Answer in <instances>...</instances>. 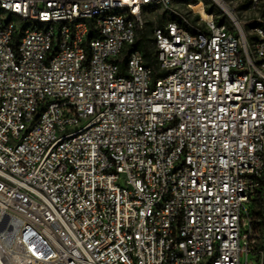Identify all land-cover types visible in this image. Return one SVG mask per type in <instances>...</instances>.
<instances>
[{
	"label": "built area",
	"instance_id": "2783aa9c",
	"mask_svg": "<svg viewBox=\"0 0 264 264\" xmlns=\"http://www.w3.org/2000/svg\"><path fill=\"white\" fill-rule=\"evenodd\" d=\"M243 255L264 264V0H0V264Z\"/></svg>",
	"mask_w": 264,
	"mask_h": 264
},
{
	"label": "trees",
	"instance_id": "16d2710c",
	"mask_svg": "<svg viewBox=\"0 0 264 264\" xmlns=\"http://www.w3.org/2000/svg\"><path fill=\"white\" fill-rule=\"evenodd\" d=\"M151 28L148 26L144 29H141L138 32L137 39L131 45V48H140L143 49L147 55L150 54V46H151V39H149L148 35L150 33Z\"/></svg>",
	"mask_w": 264,
	"mask_h": 264
},
{
	"label": "rangeland",
	"instance_id": "374dc122",
	"mask_svg": "<svg viewBox=\"0 0 264 264\" xmlns=\"http://www.w3.org/2000/svg\"><path fill=\"white\" fill-rule=\"evenodd\" d=\"M186 1H190V2H193V1H195V0H186ZM251 25H256L254 22H252V21H248L246 24H245V27H249V26H251ZM242 262H243V264H244V262H245V256L243 255L242 256Z\"/></svg>",
	"mask_w": 264,
	"mask_h": 264
}]
</instances>
